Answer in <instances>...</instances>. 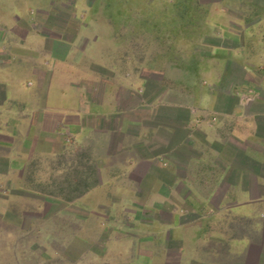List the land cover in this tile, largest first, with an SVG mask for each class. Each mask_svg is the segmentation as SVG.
I'll list each match as a JSON object with an SVG mask.
<instances>
[{"label":"crops","instance_id":"crops-1","mask_svg":"<svg viewBox=\"0 0 264 264\" xmlns=\"http://www.w3.org/2000/svg\"><path fill=\"white\" fill-rule=\"evenodd\" d=\"M70 142L94 179L43 215ZM0 239V264H264V0H0Z\"/></svg>","mask_w":264,"mask_h":264},{"label":"rangeland","instance_id":"rangeland-1","mask_svg":"<svg viewBox=\"0 0 264 264\" xmlns=\"http://www.w3.org/2000/svg\"><path fill=\"white\" fill-rule=\"evenodd\" d=\"M72 141V140H71ZM34 163L38 166L39 163L37 161H34ZM33 165V162H32ZM31 165V166H32ZM39 167V166H38ZM77 167V168H76ZM37 168V167H35ZM47 175L48 181L47 186L45 187V190L41 192V198L46 195L48 197L43 198H49L50 201L45 203L44 206L41 208V211L43 215L53 213L54 211L59 208V206H63V204L70 205L69 203L74 200L80 193V189H85L89 186V184L93 181L94 177L91 175V163H90V154L88 150H85L84 148L76 150L74 147L73 142H70V145L66 150L62 152L58 157H56L50 165H48V168L45 169ZM78 173H82L83 176H80ZM77 176V177H76ZM46 177V178H47ZM77 181V186L75 182ZM85 210V209H84ZM83 210L84 214L85 211ZM76 211H80L77 209ZM75 208L73 206L67 208L66 214L64 213L63 216L67 218V226H71V229L74 228L73 220H69V217H72V214H74ZM41 213V212H40ZM105 215H109L108 212H103ZM38 218V217H37ZM26 220V219H25ZM24 220L22 228H24L23 232L25 231L26 227V221ZM58 221L59 217L56 218L55 222L52 223V226L50 230L52 231L53 228L58 227ZM23 236L22 245L25 244V236L26 233H20ZM56 235V234H55ZM56 237V236H55ZM55 237H52L49 242L50 246L54 248H58L59 242L58 239ZM2 240L3 244L6 243V239L3 238ZM1 242V239H0ZM29 246L33 247L35 249V252L37 255L40 254L41 248L43 247V240L41 239H35L34 241H28ZM69 248L72 249V253L74 252L75 248L79 247H86V245H80L78 243L74 244L73 242L68 245ZM3 262L2 264H10L11 262V254L14 255V253L10 252L9 246L3 245ZM73 257V256H72ZM27 256H23L21 260V264H26ZM57 258V259H56ZM51 259V264H57L58 263V257ZM47 261L45 260V263ZM34 264H43V258L42 256H36L35 260L33 261Z\"/></svg>","mask_w":264,"mask_h":264}]
</instances>
